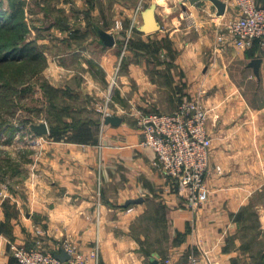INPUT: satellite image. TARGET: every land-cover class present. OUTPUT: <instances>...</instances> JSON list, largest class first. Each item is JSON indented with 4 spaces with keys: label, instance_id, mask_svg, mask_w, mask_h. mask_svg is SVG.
Listing matches in <instances>:
<instances>
[{
    "label": "crops",
    "instance_id": "0c3cea01",
    "mask_svg": "<svg viewBox=\"0 0 264 264\" xmlns=\"http://www.w3.org/2000/svg\"><path fill=\"white\" fill-rule=\"evenodd\" d=\"M221 1L223 15L211 0L141 3L142 12L156 3L161 27L139 31L140 14L131 31L111 98L110 115L121 124H104L96 142L47 138L0 177V190L10 187L0 199V264H14L12 244L57 252L66 237L88 264H178L193 254L199 264H264V45L241 49L219 41L222 26L240 13L236 0ZM257 3L264 6V0ZM94 30L97 43L84 46L71 32L62 34L68 38L52 68L64 73L59 84L65 94L103 89L117 65L120 31L103 23ZM100 31L115 44L104 45ZM80 32L77 38L87 30ZM254 59L262 60L259 75L250 67ZM100 97L88 92L86 100ZM194 99L205 100L212 137L210 193L196 211L177 182L154 166L156 153L142 145L134 119L137 111L171 114ZM136 199L143 201L126 206Z\"/></svg>",
    "mask_w": 264,
    "mask_h": 264
},
{
    "label": "rangeland",
    "instance_id": "374dc122",
    "mask_svg": "<svg viewBox=\"0 0 264 264\" xmlns=\"http://www.w3.org/2000/svg\"><path fill=\"white\" fill-rule=\"evenodd\" d=\"M16 1L24 2L22 16L31 28L25 38V43L38 42L47 60L34 63L35 65L21 63L23 69H19L16 66L19 64L16 63L0 65V127L3 126L0 131V177L6 175L4 173L7 172V174H12L16 165L19 166L21 162L29 159V151L39 148L41 142L43 143L47 138L54 141L71 138L74 135L72 131L75 130L67 126L72 125L74 120L75 124L80 125L79 132L87 130L85 131L87 133H81L87 135L82 138L99 134L105 124L104 115H110L113 112L111 98L117 87L119 68L125 62L126 57L123 51L127 44L130 46L133 37L131 31L138 27L140 19L141 13L137 15V9L141 8V3L142 8L144 7V0ZM10 11V1L0 0V24L8 22ZM102 23L107 26L111 25L113 30L120 31L121 34L115 35L119 46L116 54L117 65L108 76V81L105 85L102 84L103 89L96 85L86 86L83 96L76 94L71 96L68 92L62 94L66 89L62 88L59 83L64 73L59 66L52 68L59 63L57 61L61 59L63 53L61 44L68 38L62 34L71 32L70 37L78 40L77 43L83 46L94 44L98 39L94 25L102 26ZM83 28L87 30L86 35L83 34L85 36H80L78 39L76 34H81L80 31ZM47 70L48 76H46ZM88 92L101 97L91 102L90 99L86 100ZM202 101L205 105V100ZM205 108L207 109L206 105ZM40 124H46L49 133L38 135L32 129L33 126ZM54 129H58L61 133H57L58 137L51 138V131ZM1 192L3 194L0 195V199L6 200L7 194H10L9 185L1 189L0 194ZM69 239L76 244L74 240Z\"/></svg>",
    "mask_w": 264,
    "mask_h": 264
},
{
    "label": "built area",
    "instance_id": "2783aa9c",
    "mask_svg": "<svg viewBox=\"0 0 264 264\" xmlns=\"http://www.w3.org/2000/svg\"><path fill=\"white\" fill-rule=\"evenodd\" d=\"M236 5L239 16L222 26L219 41H233L241 49L252 47L256 42L264 45V7L257 0H236ZM140 10L137 9V15L142 14ZM136 113L143 132L142 145L156 153L154 166L177 182L188 208L198 210L210 193L205 180L210 171L212 137L206 126L208 111L203 101L185 100L171 114ZM11 249L14 264H88L86 255L69 238L63 240L57 252L45 250L42 245L29 248L12 244ZM62 252L69 256L68 260L57 257ZM92 255L98 259V246ZM178 264H199V258L193 254ZM208 264H212L210 259Z\"/></svg>",
    "mask_w": 264,
    "mask_h": 264
},
{
    "label": "trees",
    "instance_id": "16d2710c",
    "mask_svg": "<svg viewBox=\"0 0 264 264\" xmlns=\"http://www.w3.org/2000/svg\"><path fill=\"white\" fill-rule=\"evenodd\" d=\"M11 5V11L8 13L9 19L8 22L0 24V65H5L8 63H16L19 65V69H23L21 63H29L33 65L34 63L41 62L43 60H47L44 50L36 41H30L25 43V38L27 34H29L31 28L26 24L24 16H22V12H24V2H17L16 0H9ZM1 15V12H0ZM28 26V27H27ZM8 39L6 40V38ZM256 42L254 45H258ZM33 63V64H32ZM35 65V64H34ZM31 78V77H30ZM29 78V79H30ZM62 94H65L64 92ZM64 96V95H61ZM67 109V108H66ZM3 127V126H2ZM2 127H0V131H2ZM67 127H73L75 131L74 135L70 138L73 141H81V142H96V136L94 134L88 135V138H82L83 136H87V133L84 131L79 132V124H75V120L72 125L68 124ZM92 131V130H88ZM57 133H61L58 129H54L51 131V138L58 137ZM94 135V136H93ZM60 141V140H55Z\"/></svg>",
    "mask_w": 264,
    "mask_h": 264
},
{
    "label": "water",
    "instance_id": "95a60500",
    "mask_svg": "<svg viewBox=\"0 0 264 264\" xmlns=\"http://www.w3.org/2000/svg\"><path fill=\"white\" fill-rule=\"evenodd\" d=\"M215 6L218 9V15H223L225 13L226 5L224 2L221 0H211ZM156 8L157 5L155 2H152L151 5L145 9L142 12V17H143V25L138 28L139 31L143 33H153L158 30H160V24L157 19L156 15ZM99 36L101 39V42L106 45V46H113L115 44V38L111 34L105 32V31H100ZM261 59H254L250 63V67H252L256 73V75H259V69L261 66ZM122 122V118L119 116H112V115H107L104 118V123L105 124H113V125H119ZM32 129L38 134V135H43L49 133L48 126L46 124H40V125H35L32 127ZM143 199H136V200H129L126 203V206H129L132 203H140L142 202ZM57 257L63 261L68 260L69 256L65 253L62 252L57 255ZM153 264H164L163 262H160L158 260H155Z\"/></svg>",
    "mask_w": 264,
    "mask_h": 264
}]
</instances>
